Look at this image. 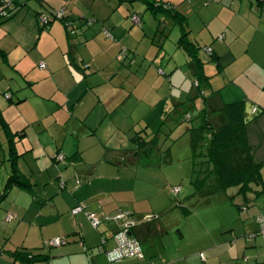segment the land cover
Here are the masks:
<instances>
[{
  "label": "crops",
  "instance_id": "0c3cea01",
  "mask_svg": "<svg viewBox=\"0 0 264 264\" xmlns=\"http://www.w3.org/2000/svg\"><path fill=\"white\" fill-rule=\"evenodd\" d=\"M10 3L9 8L14 5L11 11L19 5L26 11L21 32L8 26L0 30V86L7 84L5 91L0 87V93L10 95V99L0 98V131L5 135H0V147L8 143L7 132L13 135L16 168L27 179L28 188L12 186L4 196L5 184L0 190V264H111L105 252L113 248L111 237L123 223L140 242L144 258L112 264H264V239L256 234V217L264 214V165L263 185H251L246 197L239 194L240 187L220 192L216 177L212 182L207 179L196 192L209 198L191 195L186 203L164 208L152 207L134 194V166L157 155L159 148L149 155L137 151L134 144L125 149V138L115 135L126 134L132 143L138 132L148 134L151 123L141 124L149 116L151 120V114L159 120L173 113L182 116L197 104L194 101L189 106L188 98L179 106L186 85L178 78L186 75L192 82L197 80L196 65L177 46L181 30L172 54L165 49L169 36L165 22L147 27L141 19L134 28L128 17L139 13L131 8L114 13L113 7H101L97 12L84 0ZM161 3L186 18L189 39L200 48L198 57L208 78L202 84L206 88L203 102L196 108L198 116L191 122H206L217 130L227 122L225 105L242 102L253 160L264 164V3ZM66 4L69 22L84 16L99 24L81 28L75 39L68 36L63 23L64 28L53 22L46 31L39 27L40 15H51L53 8ZM13 18L16 21V13L2 23ZM104 30L113 40L103 35ZM152 34L163 52L150 44L147 36ZM30 35L36 36L35 42L29 40ZM45 38L51 41L46 48L41 46ZM121 48L134 56V64L117 61ZM205 48H211V54ZM200 52L208 59H202ZM41 63L44 69H40ZM161 73L169 78L170 88ZM141 80L146 88L136 94L135 82ZM193 93L199 96L196 89ZM247 103L257 113L245 114ZM58 154L64 156L63 164L56 160ZM209 186L210 193L206 192ZM217 194L223 197L216 198ZM77 206L84 210L73 215ZM122 211L130 212L131 217L119 223L104 221ZM88 212L102 222L98 229L89 224ZM8 214L13 216L10 222L6 221ZM252 234L256 235L251 238ZM55 237L67 238V244L49 246ZM14 254L45 259L21 262Z\"/></svg>",
  "mask_w": 264,
  "mask_h": 264
},
{
  "label": "rangeland",
  "instance_id": "374dc122",
  "mask_svg": "<svg viewBox=\"0 0 264 264\" xmlns=\"http://www.w3.org/2000/svg\"><path fill=\"white\" fill-rule=\"evenodd\" d=\"M7 1L12 2L13 0H7ZM84 1L87 3L88 5L87 7L90 10H92V8L94 7L95 11L97 12L100 11L101 7H108V8L113 7L114 13L116 12L122 13L126 7L127 9L131 8L132 10L137 11L139 13L138 17L140 18L139 24L133 23L132 16L134 14L128 17L129 23L134 28H138L137 26H140L141 19L143 21L142 26H145L146 24L147 27H149L148 25H151V24L157 25V22H162V23L165 22V25L167 26V32L169 34L168 38L166 39L165 49L170 51L172 54L174 50H176L175 45H176V42H177V39L180 33L179 26L172 23L169 19L170 17L168 18L163 13L159 12L157 14H153L152 10L148 8V5L144 0H84ZM154 1L161 3V0H154ZM64 6H66V9H67V4H66L60 7L57 6L53 8L51 12L60 11V9H62ZM13 7L14 5H12V7L7 12L9 13L13 9ZM25 11H26V8L24 6H21V5L17 6L13 11H11L12 13L11 15H13V13H16V17H17L16 21H14V18H13L5 23H2L0 25V30H4L3 29L4 26L5 27L8 26L14 32H21L23 30L21 24L23 22ZM43 15L50 16L49 13L43 14ZM89 19L93 20L92 26L99 24V22L96 21L95 19L87 18L83 16L80 20L72 22L73 25L67 28L66 31H67L68 36L74 39L77 38V34L78 35L80 34L81 28L88 27L87 21ZM37 23L39 27H41L40 18H38ZM52 24H60L63 27L62 22L57 19L54 20ZM52 24L50 25L52 26ZM47 28H44L43 30L46 31ZM102 33L103 35H105L104 32ZM0 35H1V31H0ZM147 38H149L150 44H152L153 47L157 49V52H163V50H161V48H159L158 45L156 44V41L158 38L155 37L154 34H152L151 36H147ZM36 39H37L36 36H35V39H33L32 35H30L29 37L30 41L34 40L35 42ZM153 39L155 40L154 43L152 41ZM110 40H113V38ZM50 44H51V41L49 39L45 38L41 41V46L44 48L50 46ZM123 49L124 48H121L119 50L117 61L121 64H123L122 62H125L128 65L134 64L135 63V61L133 60L134 56L129 55V53L123 54L122 52ZM199 55L202 59H206V60L208 59V56L204 55L202 52H200ZM168 61L169 60L167 57L164 60V63L166 64ZM138 64L139 63H137L136 65L138 66ZM84 67L87 68L86 66ZM160 72L162 71L160 70L158 73ZM162 73L161 75L163 76L164 74ZM11 75L13 74H10L8 78L11 77ZM162 79L168 80L166 84L168 83L167 86L168 88H170L169 78H164L163 76ZM181 79L182 77H179L178 81H181L182 86L184 85L186 86L182 89V94H183L182 99H181L182 104H179V106L180 105L183 106V103L185 105L186 104L185 102L188 98L190 101L188 103L189 106H192L194 101L197 102V104L194 105L195 109L194 110L190 109L192 110V112L191 111L186 112L187 114L191 116V119L190 120L185 119L186 113L182 114V116H180L181 114H179L178 112H177L178 114H176L175 116L173 113L171 116H165L164 118L160 120L154 118L155 114H151L153 118L150 120L149 119L150 116H149L148 117L149 120L147 119V121H144L141 124V126L146 127L147 123H151V125L148 126V130H147L148 134L143 133V136L146 137L147 140H149L152 137L151 134L157 133L159 153L157 155H152L149 159H146L145 162L144 161L141 162L143 160L141 159V161L134 166V169H135L134 176L136 177L135 178L136 188H135L134 194L137 198L145 199V202H147V204L151 203L150 205L152 207H157L158 205L164 208V207L171 205V203H174L175 205H177V203H179L180 201L182 203H186L185 202L186 198L191 197V195H194V197H197V198H201V197H206V199L209 198V196L207 195L203 196V194L196 193L195 187L192 184V181L195 178V175H194L195 163L196 164L203 163L202 165H199L197 169L198 172L200 171L199 170L200 167H202L201 169H204L205 172L201 173V177H204L207 174L208 175L207 179H210L208 180V182H212L213 180H215V175L212 169L213 166L209 164L208 159L205 157L207 153V144H208V139H209L208 131L207 130L204 131L205 138L202 139L199 143V148L196 151L197 158H193V151L191 148V136L189 132L186 133L187 129L192 128L191 125L194 126L198 124L197 122H194V121L191 122V120L192 118L198 116L196 108H199L201 106L200 104L203 102L204 98L202 95H199V96L194 95L193 92H195L196 87L194 86V82H192L191 76L186 78V75H184L183 79L182 80ZM192 83H193V87H192ZM6 85H7L6 83H3L0 86L3 89V91L6 90L5 88ZM135 85H138V87H136L135 93L142 94L144 89L146 88L143 80L139 82L136 81ZM157 87L159 88L160 86H157ZM205 88L206 87L204 86L203 94L205 92ZM191 90H193V92H191ZM0 98L1 99L5 98V95L3 94V92L0 93ZM149 99L151 101V97ZM141 126H138L137 129L141 130ZM198 126H202V125H197L196 127ZM7 134L10 135V133L8 132ZM7 134H6V137L8 136ZM0 135L5 137L3 131H0ZM117 136L121 137V139L122 137L125 138L127 142L125 143L126 145L125 149H131L130 144H133V143H131L130 139L127 138L126 134H123L122 136L120 134H116L115 137ZM13 138L14 137H12V139ZM1 148L5 149V152L7 154V156L5 155L6 157L4 156ZM121 154L122 152L119 153V159H120ZM8 155H9L8 143H6V145H2V147H0V160H1L0 162V190L3 188V185L8 180V177H9L8 172L10 173L11 171V163L8 160ZM60 164H63V163L60 162ZM209 185L211 186L210 183ZM210 186L207 187L206 192L210 193L212 191L210 189ZM174 188H179L181 192L179 190L180 193L178 192L176 194L173 191ZM216 196H217L216 198L223 197V195L221 194H217ZM202 201L199 202L200 205H202ZM173 209H175V207ZM48 245H49V242H48Z\"/></svg>",
  "mask_w": 264,
  "mask_h": 264
},
{
  "label": "trees",
  "instance_id": "16d2710c",
  "mask_svg": "<svg viewBox=\"0 0 264 264\" xmlns=\"http://www.w3.org/2000/svg\"><path fill=\"white\" fill-rule=\"evenodd\" d=\"M144 1L147 3L148 8L152 10L153 14H157L159 12L163 13L168 18L170 17L174 24L180 27L181 36L177 42V46L183 49L189 56L191 63L196 65L197 72L195 73V76L197 80L195 81L198 82L196 90L198 95H203L202 84L205 83L208 78L204 75L203 64L198 57V51L200 48L193 44L189 39L186 18L180 15L178 12L173 11L174 9H168L164 7V4L162 3H158L154 0ZM51 15H53V12ZM12 16L13 15L10 14L8 17H0V24L2 21L10 19ZM65 19L67 20L65 17L60 21L67 29L68 25L66 24ZM53 21L54 20L50 19L51 23ZM223 111L226 115L227 122L219 129L216 130L212 128L206 122H204L200 127H193L189 129L193 158H197L196 151L199 148L200 141L205 138L204 131L207 130L209 139L205 157L208 159L209 164L213 166L212 169L214 175L220 185L219 191L225 192L228 188L240 187L239 194L246 197V195L252 191L251 185H263L261 169L264 164L255 163L253 160L246 133L244 104L242 102L228 104L225 105ZM151 136L152 137L147 140L146 137L141 136L140 132H138L132 138V143L135 145L136 150H144L147 155L157 150V133H153ZM12 137L13 135H9L8 137V144L10 146L9 162L11 163V173L7 182L5 183L4 190L1 193L2 196H4L8 189L12 186H17L22 189L28 188L27 179L16 168V160L18 155L15 153L13 148ZM202 164L203 163H195V178L192 181V184L194 185L196 192H200L203 189L208 177L207 174L206 176L201 177V173L205 172L204 169H201L202 167L199 168V172L197 170L198 166ZM14 257L16 260L28 263L45 259L41 256H25L24 254H14Z\"/></svg>",
  "mask_w": 264,
  "mask_h": 264
},
{
  "label": "built area",
  "instance_id": "2783aa9c",
  "mask_svg": "<svg viewBox=\"0 0 264 264\" xmlns=\"http://www.w3.org/2000/svg\"><path fill=\"white\" fill-rule=\"evenodd\" d=\"M257 2L259 3H264V0H257ZM10 2H6L5 0H0V17H8L11 13L7 12L10 8ZM164 7L168 8V9H172V7L168 4H165ZM66 7L64 6L62 9H60V11H56L53 12V15L50 16H46V15H40L38 18H40V23H41V27L43 28H47L50 25V19L52 20H61L64 19L66 17ZM66 24L68 25L67 28H69L70 26L73 25V23L68 22V20H66ZM132 21L135 24H139L140 23V18L138 17V15H133L132 16ZM93 24V20L89 19L87 21V25L91 26ZM104 34L106 36V38L108 39H112L111 34L108 31H104ZM222 39V38H220ZM205 52L207 54H211L212 49L211 48H205L204 49ZM123 54L125 53V50H122ZM88 65H86L87 67ZM40 69H44L45 68V64L41 63L40 64ZM194 86L197 87L198 86V82L195 81L194 82ZM6 99L10 98L9 94L5 95ZM253 113H257L256 109H252ZM185 119L186 120H190L191 116L189 114H185ZM56 160L59 162H64L65 158L62 154H58L56 157ZM61 187H63V183H61ZM173 191L177 194L179 192L178 188H174ZM84 210V208L82 206H77L76 208H74L72 210V214L76 215L80 212H82ZM92 228L94 229H98V227L102 224V222L96 217V215L94 213H85ZM131 213L130 212H119L117 214H115L114 216L111 217H107L105 218L104 221H111V222H115V223H119L122 222L124 220H127L128 218L131 217ZM13 219V216L11 214H8L6 217V221L10 222ZM256 223L258 225V231H257V235H259L260 237H262L264 239V214H259L256 217ZM256 234H252L250 235V237H254ZM112 240L114 242V246L112 249L108 250L105 252L106 257L108 259L109 263H115V262H119L123 259L126 258H131V259H143L144 258V253H143V249L142 246L140 244V242L133 238L129 232V225L126 223H123L119 229L113 233L112 235ZM106 241L105 239L103 240V244H105ZM67 244V238L65 237H56L53 238L52 240L49 241V245L51 247H62L64 245ZM202 260H204V257L201 255Z\"/></svg>",
  "mask_w": 264,
  "mask_h": 264
},
{
  "label": "water",
  "instance_id": "95a60500",
  "mask_svg": "<svg viewBox=\"0 0 264 264\" xmlns=\"http://www.w3.org/2000/svg\"><path fill=\"white\" fill-rule=\"evenodd\" d=\"M252 109H253V106L249 103L246 104V108H245V114H247L248 116L252 113ZM246 123V121H245Z\"/></svg>",
  "mask_w": 264,
  "mask_h": 264
}]
</instances>
